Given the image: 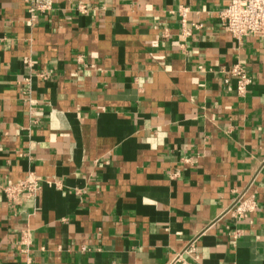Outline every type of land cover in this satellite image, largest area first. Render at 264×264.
Returning <instances> with one entry per match:
<instances>
[{"label": "crops", "instance_id": "1", "mask_svg": "<svg viewBox=\"0 0 264 264\" xmlns=\"http://www.w3.org/2000/svg\"><path fill=\"white\" fill-rule=\"evenodd\" d=\"M230 2L0 0V264H264V36Z\"/></svg>", "mask_w": 264, "mask_h": 264}, {"label": "built area", "instance_id": "2", "mask_svg": "<svg viewBox=\"0 0 264 264\" xmlns=\"http://www.w3.org/2000/svg\"><path fill=\"white\" fill-rule=\"evenodd\" d=\"M33 4L30 11L36 15L51 8L53 0H29ZM187 7H182L181 13L183 21H186ZM220 19L223 26L237 37L247 35L264 36V0H231L230 4L220 12ZM231 77L236 78V89L239 94H246L251 83V77L245 68L240 64H235L229 70V76L225 78L228 83ZM39 179L33 176L26 180L5 187L6 194L15 196L24 190L28 194H34L39 189ZM257 204L254 199L249 198L236 204L235 212L245 215L247 212L254 211ZM168 264H195L193 261L184 257L183 252L178 253Z\"/></svg>", "mask_w": 264, "mask_h": 264}]
</instances>
